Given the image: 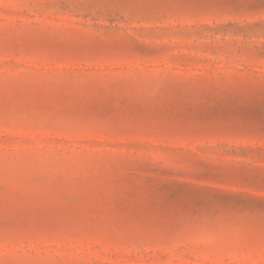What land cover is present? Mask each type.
Masks as SVG:
<instances>
[{"label":"rangeland","instance_id":"obj_1","mask_svg":"<svg viewBox=\"0 0 264 264\" xmlns=\"http://www.w3.org/2000/svg\"><path fill=\"white\" fill-rule=\"evenodd\" d=\"M0 264H264V0H0Z\"/></svg>","mask_w":264,"mask_h":264}]
</instances>
